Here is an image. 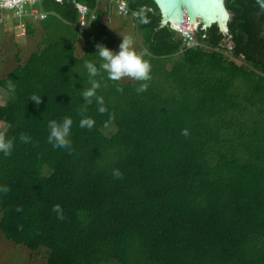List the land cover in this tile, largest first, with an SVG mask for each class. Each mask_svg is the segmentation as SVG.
Masks as SVG:
<instances>
[{"label": "trees", "instance_id": "1", "mask_svg": "<svg viewBox=\"0 0 264 264\" xmlns=\"http://www.w3.org/2000/svg\"><path fill=\"white\" fill-rule=\"evenodd\" d=\"M127 2L148 44L151 80L138 93L141 82H113L101 71L94 79L104 114L95 98L86 105L81 97L91 87L85 61L99 68L96 45L114 44L98 1L32 5L47 13L26 20V33L39 22L42 46L24 64L16 55L0 79L11 94L0 104L2 134L13 141L11 155L0 152V187L10 189L0 192V231L29 250L44 248L45 264H264V0H225L227 33L216 23L197 28L194 47L156 28L153 0ZM77 3L96 14L83 33ZM179 50L163 70L162 56ZM65 117L73 121L71 154L48 142V122ZM82 118L94 126L81 128Z\"/></svg>", "mask_w": 264, "mask_h": 264}, {"label": "clouds", "instance_id": "2", "mask_svg": "<svg viewBox=\"0 0 264 264\" xmlns=\"http://www.w3.org/2000/svg\"><path fill=\"white\" fill-rule=\"evenodd\" d=\"M122 42L119 44V51L114 52L111 49L103 46L102 44H97V52L102 63H100L99 68L92 62L85 61V68L90 77L91 87L84 90L81 94L85 104L90 105L93 102V98L96 99V102L101 105L98 108L100 114H104L107 109L103 106V98L96 95L97 89L100 88V83L97 82L94 78L100 75V72L103 71L107 73V78L110 81L117 82L125 78L141 82L139 87L136 89L138 93L144 92L148 88V81L151 80V65L144 59V56L147 53H137L134 49V41L130 36H122ZM10 90H14V85L11 83L8 84ZM120 90V89H118ZM37 105L41 102V97H30ZM85 109H82L83 112ZM114 117H110L112 119ZM72 119L70 117H65L62 122H57L51 120L48 122V142L54 148H64L69 151V154L72 152V145L69 139ZM95 124V121L91 118H82L79 122L81 128L91 129ZM182 135L188 136L189 132L187 129L182 130ZM30 137L25 134H21L20 140L24 143L30 142ZM13 149V141L6 139L3 134H0V152L5 156L11 155ZM114 178L121 179L122 174L117 169L113 171ZM10 189L7 186L0 187V192L7 194ZM21 208H17V211H21ZM53 212L57 213L59 219L63 220L64 215L60 205H54Z\"/></svg>", "mask_w": 264, "mask_h": 264}, {"label": "crops", "instance_id": "3", "mask_svg": "<svg viewBox=\"0 0 264 264\" xmlns=\"http://www.w3.org/2000/svg\"><path fill=\"white\" fill-rule=\"evenodd\" d=\"M96 10L97 13L102 17V21L107 27V32L110 36L114 38L113 48L111 49L112 51H119V44L122 42L123 39L122 36H130L134 41V49L137 51V53H147V55H151L148 50V44L145 43L144 34L142 31L136 28V23L134 19L128 16H121L120 14H118L114 2L110 0H99ZM157 13L159 17L156 23V28L160 29L164 26H168L164 21H162L158 7ZM6 19L9 18H5L3 15L0 16V79L4 78L16 66V55H18V57L20 58V63L24 64L29 55L35 50H37L42 39V31L40 30L37 21H31L30 30H27V33L24 37L18 38L15 36L16 30L12 28L13 23L10 22V20ZM207 28L208 27L201 30H206ZM84 39V36L81 35L76 41L75 53L77 56H81L84 51ZM5 46H8L7 50H5ZM40 46L42 45L40 44ZM210 49L212 48L209 47L208 50L210 51ZM181 52L182 50H179L175 54L162 56V62L165 64L163 70H170L173 66L174 60L179 58ZM224 53L231 59H233L229 51H224ZM130 81L132 80L125 78L120 82L126 83ZM0 90L4 92V90ZM1 91L0 95L3 94ZM243 94L245 93L241 92V94L239 95L240 102H246L243 97ZM258 111V108L253 109L252 107H250L248 112L249 114H251L252 112L255 113V116L258 118L260 116Z\"/></svg>", "mask_w": 264, "mask_h": 264}, {"label": "water", "instance_id": "4", "mask_svg": "<svg viewBox=\"0 0 264 264\" xmlns=\"http://www.w3.org/2000/svg\"><path fill=\"white\" fill-rule=\"evenodd\" d=\"M154 2L162 21L173 29L180 31L205 29L216 23L223 34L227 33L230 12L225 6V0H154ZM230 44L225 43L226 48H230Z\"/></svg>", "mask_w": 264, "mask_h": 264}, {"label": "built area", "instance_id": "5", "mask_svg": "<svg viewBox=\"0 0 264 264\" xmlns=\"http://www.w3.org/2000/svg\"><path fill=\"white\" fill-rule=\"evenodd\" d=\"M38 0H14V1H4L0 0V16L3 12H7L5 18H12V23L14 29L16 30L15 36L18 38L24 37L26 35V20H41L46 17L47 13L41 11L38 8L33 7L32 5ZM99 1V0H97ZM115 3V8L118 14L121 16H128L136 20L138 15L136 10L131 9L128 6L127 0H110ZM78 12V31L83 33L87 21L94 19L96 14L94 10L89 9L86 5L78 3L77 5ZM173 29V28H171ZM175 34L177 37L181 38L183 44L187 46H196L198 44L195 39V32L197 29L190 30H176Z\"/></svg>", "mask_w": 264, "mask_h": 264}, {"label": "rangeland", "instance_id": "6", "mask_svg": "<svg viewBox=\"0 0 264 264\" xmlns=\"http://www.w3.org/2000/svg\"><path fill=\"white\" fill-rule=\"evenodd\" d=\"M7 12H3V16L6 17ZM12 22V18L6 19ZM39 24V22H38ZM14 28V26H12ZM8 46H5L7 50ZM238 63H242V59H234ZM0 89L4 90L0 87ZM1 91V90H0ZM2 92V91H1ZM0 95V104H3L11 97V94L4 90ZM111 127H113L111 125ZM6 129L5 123L0 121V134ZM46 251L44 248L38 251H32L23 246L22 244H15L12 241L6 239L0 231V264H45Z\"/></svg>", "mask_w": 264, "mask_h": 264}]
</instances>
